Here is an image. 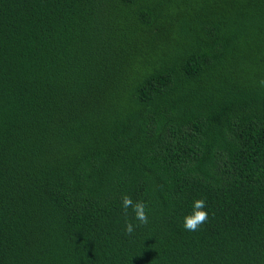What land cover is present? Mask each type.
Segmentation results:
<instances>
[{"label":"trees","instance_id":"16d2710c","mask_svg":"<svg viewBox=\"0 0 264 264\" xmlns=\"http://www.w3.org/2000/svg\"><path fill=\"white\" fill-rule=\"evenodd\" d=\"M261 80L264 0H0V264H264Z\"/></svg>","mask_w":264,"mask_h":264},{"label":"clouds","instance_id":"9594fccd","mask_svg":"<svg viewBox=\"0 0 264 264\" xmlns=\"http://www.w3.org/2000/svg\"><path fill=\"white\" fill-rule=\"evenodd\" d=\"M261 86H264V80L260 81ZM122 208L127 214L129 208L132 209L134 218L139 221L140 225L148 223V214L146 211L147 205L144 201L133 202L132 198L128 195L122 197ZM206 208V201L204 199H197L193 201V211L191 214L186 215L183 219V227L186 231H197L199 227L208 220V213L204 209ZM135 227L131 221L126 222L125 231L127 234H131Z\"/></svg>","mask_w":264,"mask_h":264}]
</instances>
